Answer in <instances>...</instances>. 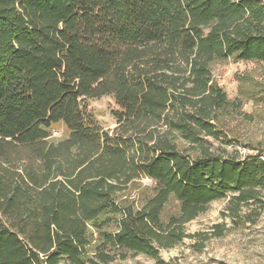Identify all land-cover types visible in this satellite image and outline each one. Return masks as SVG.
I'll return each instance as SVG.
<instances>
[{
    "label": "trees",
    "instance_id": "16d2710c",
    "mask_svg": "<svg viewBox=\"0 0 264 264\" xmlns=\"http://www.w3.org/2000/svg\"><path fill=\"white\" fill-rule=\"evenodd\" d=\"M229 58L264 65L262 0H0V264H165L212 202L264 205V151L214 147L232 102L210 66ZM102 96L110 130L87 108ZM140 178L152 193L118 204Z\"/></svg>",
    "mask_w": 264,
    "mask_h": 264
},
{
    "label": "rangeland",
    "instance_id": "374dc122",
    "mask_svg": "<svg viewBox=\"0 0 264 264\" xmlns=\"http://www.w3.org/2000/svg\"><path fill=\"white\" fill-rule=\"evenodd\" d=\"M210 68L212 81L232 102L217 117V125L230 142H214V147L219 148V152L223 148L241 158L264 151V65L229 58L215 60ZM87 105L103 129L114 127L111 111L116 109V105L111 96L90 99ZM66 136L67 130L62 124L53 127V140ZM177 143L181 148L186 147L181 140ZM153 185L149 179H136L127 189L115 194V200L120 205L134 204L139 207L152 193ZM178 212V202L171 198L164 208L162 219L166 221ZM215 226L221 230L220 236H214L217 232ZM184 230L186 234L195 236L183 239L172 248L160 249L159 254L165 264H264V205L257 206L251 215L241 214L234 218L227 215L226 200L214 201L204 213L186 223ZM109 264L157 263L146 255L131 253L126 259H117Z\"/></svg>",
    "mask_w": 264,
    "mask_h": 264
}]
</instances>
